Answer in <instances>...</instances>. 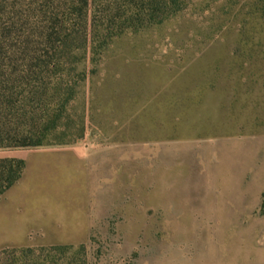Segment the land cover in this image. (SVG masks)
Returning a JSON list of instances; mask_svg holds the SVG:
<instances>
[{"label":"rangeland","instance_id":"374dc122","mask_svg":"<svg viewBox=\"0 0 264 264\" xmlns=\"http://www.w3.org/2000/svg\"><path fill=\"white\" fill-rule=\"evenodd\" d=\"M64 9L0 0V128L32 127L4 101L51 88L55 64L78 81L73 140L0 148L25 162L0 198L27 195L0 264H264V0H186L95 61L62 52Z\"/></svg>","mask_w":264,"mask_h":264},{"label":"trees","instance_id":"16d2710c","mask_svg":"<svg viewBox=\"0 0 264 264\" xmlns=\"http://www.w3.org/2000/svg\"><path fill=\"white\" fill-rule=\"evenodd\" d=\"M185 3L186 0H63L69 28L61 40L62 52L69 53L71 46L83 48L90 52L92 61H95L114 37L126 30L138 31L160 24L183 9ZM74 32L82 40L78 46L70 42ZM54 66L58 73L51 88L39 84L36 87L28 85L26 93L16 97V101L6 100L9 104L4 101L5 106L17 107L16 102L20 109L29 106L30 109L23 114L33 124L32 127L25 123L17 128H0V148L40 146L51 141L68 142L74 139L65 138L62 121L78 81L73 80L69 69L64 71L60 64ZM75 74L82 80L83 71ZM18 111L13 114L16 116ZM24 167L23 159L0 158V195L20 178Z\"/></svg>","mask_w":264,"mask_h":264},{"label":"crops","instance_id":"0c3cea01","mask_svg":"<svg viewBox=\"0 0 264 264\" xmlns=\"http://www.w3.org/2000/svg\"><path fill=\"white\" fill-rule=\"evenodd\" d=\"M26 196L21 189L11 188L4 197L0 198V242H3L4 240L6 220L12 221L14 217L19 218V215L16 214L19 213L16 206L22 203V199H25ZM9 226L10 227H7H14L11 224Z\"/></svg>","mask_w":264,"mask_h":264}]
</instances>
